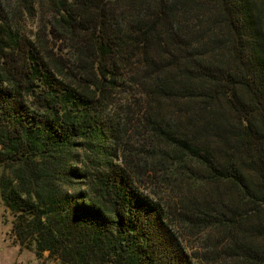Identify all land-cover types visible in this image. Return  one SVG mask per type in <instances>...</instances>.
I'll use <instances>...</instances> for the list:
<instances>
[{"label": "trees", "instance_id": "1", "mask_svg": "<svg viewBox=\"0 0 264 264\" xmlns=\"http://www.w3.org/2000/svg\"><path fill=\"white\" fill-rule=\"evenodd\" d=\"M1 3L0 186L21 246L195 264L184 225L264 264V0ZM158 182L189 190L164 203Z\"/></svg>", "mask_w": 264, "mask_h": 264}, {"label": "rangeland", "instance_id": "2", "mask_svg": "<svg viewBox=\"0 0 264 264\" xmlns=\"http://www.w3.org/2000/svg\"><path fill=\"white\" fill-rule=\"evenodd\" d=\"M0 0V5H2ZM9 5L16 4V0H6ZM9 8L7 14H13L15 8ZM13 21L21 24L26 34L34 35L36 32L37 21L26 22L24 15H14ZM12 17V18H13ZM4 174V169L0 167V182ZM161 196L167 201L173 199V203L179 202L178 195L184 197L183 191L189 190L184 184L175 187L174 192L170 189H163L162 184L158 182ZM193 194L196 192L193 191ZM14 217L3 202L1 186H0V264H61L49 258V254L45 253L38 257L34 248L21 246L12 235ZM179 235L186 247L188 253L192 256L195 264H244L242 259H234L230 256V251L226 248L229 241L226 236L215 230L201 231L199 228H190L188 226L177 225ZM245 238V239H244ZM244 240L249 241L253 238L244 236ZM232 255V254H231Z\"/></svg>", "mask_w": 264, "mask_h": 264}]
</instances>
